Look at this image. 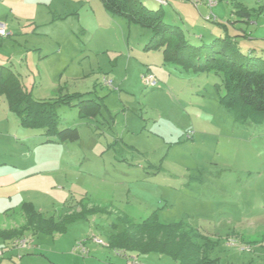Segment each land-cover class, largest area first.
Returning a JSON list of instances; mask_svg holds the SVG:
<instances>
[{
    "label": "rangeland",
    "instance_id": "1",
    "mask_svg": "<svg viewBox=\"0 0 264 264\" xmlns=\"http://www.w3.org/2000/svg\"><path fill=\"white\" fill-rule=\"evenodd\" d=\"M141 1L162 9L165 24L180 28L195 47L225 36L205 20L212 12L231 36L248 33L239 38L246 59H264V13L255 15L264 0H236L255 15L249 25L234 23L227 1L213 10L187 0ZM0 22L12 33L0 40V66L19 74L34 101L88 94L86 100L100 104L95 117L81 116L74 104L59 106V129L77 128L80 140L47 149L37 146L42 131L25 127L0 94V161L3 152L37 165L50 158V170L40 168L29 195L47 219L66 216L63 208L82 200L106 211L53 235L31 229L24 214L7 216L0 230L22 232L39 247L20 259L0 237V264H95L73 246L86 241L88 250L107 249L108 233L122 231L124 219L142 222L155 212L161 223L181 222L204 238L200 258L264 264V113L222 104L223 75L199 69L205 61L197 59L191 66L165 62L155 42L146 49L151 30L112 14L101 0H0ZM148 72L157 87L146 86ZM138 256L140 264H180L159 253Z\"/></svg>",
    "mask_w": 264,
    "mask_h": 264
},
{
    "label": "trees",
    "instance_id": "2",
    "mask_svg": "<svg viewBox=\"0 0 264 264\" xmlns=\"http://www.w3.org/2000/svg\"><path fill=\"white\" fill-rule=\"evenodd\" d=\"M220 1H227L231 5L232 14L237 18L234 23L245 22L249 25L255 15L259 17L264 13V7H260L253 15L243 5L237 4L236 0ZM101 2L112 14L151 30L153 36L146 49H150L151 43L155 42L156 48L163 49L165 62L191 66L197 59L205 61L199 69H207L223 75L226 94L221 99L222 104L237 109L239 113L248 110L264 113V59H246L239 48L238 39L245 38L244 33L248 34L247 32L231 36L225 24L215 21L224 30V38L216 40L209 46L195 47L185 40L180 28L165 24L162 9H149L141 0H101ZM228 23L234 24L230 21ZM0 94L6 96L10 109L21 118L25 127L43 131L48 143L54 140L60 143H74L80 140L77 128L59 129L56 113L59 106L74 104L79 108L81 116L88 117H95L100 110L99 103L85 99L88 94L58 96L50 101H34L31 94L23 89L19 75L7 66H0ZM73 100L79 103H72ZM20 211L28 220L27 226L37 233L50 235L65 232L70 222L75 220L106 213L100 208L84 207L81 212L66 215L57 221L53 217L45 218L29 203L22 204ZM123 224L122 231H111L107 235L108 246L111 249L137 255L159 253L173 258L180 264H220L219 261L208 259L207 256L200 258L202 249L206 248L200 242L203 237L201 238L198 233L181 222L163 224L155 212L142 222L136 223L124 219ZM23 235L22 232L15 230H0V237L5 241L15 242L23 238Z\"/></svg>",
    "mask_w": 264,
    "mask_h": 264
},
{
    "label": "crops",
    "instance_id": "3",
    "mask_svg": "<svg viewBox=\"0 0 264 264\" xmlns=\"http://www.w3.org/2000/svg\"><path fill=\"white\" fill-rule=\"evenodd\" d=\"M217 21H218V18H217ZM11 37H12V33H11V36L7 38L10 39ZM7 38H0V40H4ZM239 40L240 39H238V42L240 43ZM6 66H10V65L6 64ZM41 133L44 136L43 131ZM50 144H58V146H64L66 143H60L56 140H54V142L48 143L45 137L43 142L38 143L37 146L41 145L40 148L48 149L50 148ZM3 153L6 159L3 161H0V172H3L5 174L4 177L0 178V224L6 227V225H8L6 223L7 216H21L22 217L23 214L20 211L21 205L24 203H29V204L33 203L34 200H32V198H30L29 195L32 194L33 189H36L35 187L36 180L40 172V168H46L50 170L51 160L49 157L45 158L42 160V162H40L37 165V162L32 163L31 161L28 160V157H25L23 155H20L22 156L21 157L22 160H28V161H21L19 157H16L15 152H9V153L3 152ZM0 156H2L1 152H0ZM24 157L26 159H24ZM81 203H84L83 200L82 202L81 201L78 202L77 206H75V204H71L72 207L70 206H68L67 208L64 207L63 209L67 211L64 215H67V214L69 215V213L71 214V212H74L77 208H84V207L88 209L93 208V205H91L90 203H85V204H81ZM36 210H38L40 213L44 211L42 209H36ZM41 214L43 215V213ZM51 217L59 221L64 216L62 217L60 216V218H56L55 216H51ZM30 240L32 243V246L30 248L17 250L19 253L18 255L20 259H24L23 256L26 253L30 254V253H35L37 251L39 247L37 245V242L34 240V238ZM8 246L9 248H11V250L14 249L11 241H8ZM73 247L75 249V245ZM85 247H86V243H85ZM105 247L107 249H103V250H100L96 247L92 248V250H88L86 247V250H87L86 255L94 256L93 258L95 259V262H96L95 264H101L102 262L98 260L97 258L105 259V261H109L111 259H119L118 262L120 264H140L141 258L136 253L114 250V249H111L108 245H105ZM3 257H4V254H3ZM86 264H88V261H86ZM108 264H112V262H109Z\"/></svg>",
    "mask_w": 264,
    "mask_h": 264
},
{
    "label": "built area",
    "instance_id": "4",
    "mask_svg": "<svg viewBox=\"0 0 264 264\" xmlns=\"http://www.w3.org/2000/svg\"><path fill=\"white\" fill-rule=\"evenodd\" d=\"M190 1L196 8L200 7L201 5H205L206 7H208L210 10H213L215 7H217L220 4V0H187ZM156 2H158L160 5L164 6V5H168V0H156ZM205 20L208 22H215L217 21V17L211 12L208 16L205 17ZM11 35V33L8 30V26L6 23H2L0 22V38H7ZM143 81L145 82L146 86L148 87H157L158 85V81L155 77V75L153 73H147L145 75H143L142 77ZM104 85L106 86H112V81L111 80H107L104 79ZM94 243L97 245H105L104 242L97 237L93 238ZM85 242L86 241H82L80 243H78L75 246L74 251L78 250L80 252H82V254H87V250L85 247ZM13 248L16 250H21V249H26V248H30L32 246L31 240L23 237L20 239H17L15 242H12ZM4 252L0 251V257H3Z\"/></svg>",
    "mask_w": 264,
    "mask_h": 264
}]
</instances>
